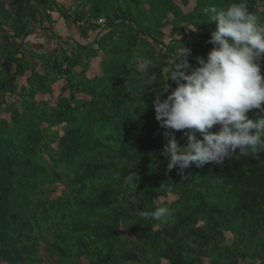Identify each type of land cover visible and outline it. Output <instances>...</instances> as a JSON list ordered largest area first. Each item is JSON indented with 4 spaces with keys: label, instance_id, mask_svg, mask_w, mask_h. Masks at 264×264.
<instances>
[{
    "label": "trees",
    "instance_id": "trees-1",
    "mask_svg": "<svg viewBox=\"0 0 264 264\" xmlns=\"http://www.w3.org/2000/svg\"><path fill=\"white\" fill-rule=\"evenodd\" d=\"M68 1L0 0V264H264V152L168 170L153 107L180 48L193 69L212 49L216 25L202 10L232 0H196L188 12L173 0ZM247 4L264 21V0ZM59 16L78 29L70 44L55 32ZM38 28L41 50L30 44ZM96 58L100 73L88 76ZM59 80L54 105L38 100ZM167 83L161 98L177 87ZM163 206L174 222L133 215Z\"/></svg>",
    "mask_w": 264,
    "mask_h": 264
},
{
    "label": "clouds",
    "instance_id": "clouds-1",
    "mask_svg": "<svg viewBox=\"0 0 264 264\" xmlns=\"http://www.w3.org/2000/svg\"><path fill=\"white\" fill-rule=\"evenodd\" d=\"M202 14L216 25L208 40L212 49L206 58H196L198 66L193 69L188 60L191 49L183 46L169 64L166 85L153 101L155 118L167 141L161 155L168 162L167 169L177 168L180 174L193 165L223 164L237 152L244 157L264 152V116L248 115L252 109L264 111V21L249 10L247 0H232L226 8L206 7ZM152 67L153 60L144 58L139 71L149 73ZM169 79L177 87L161 98L170 87ZM155 81L150 78L147 84ZM214 126H219L217 131H212ZM177 132L186 138L183 145ZM135 179L131 172L125 186L133 187ZM133 215L171 223L175 209H136Z\"/></svg>",
    "mask_w": 264,
    "mask_h": 264
},
{
    "label": "rangeland",
    "instance_id": "rangeland-1",
    "mask_svg": "<svg viewBox=\"0 0 264 264\" xmlns=\"http://www.w3.org/2000/svg\"><path fill=\"white\" fill-rule=\"evenodd\" d=\"M58 2H62L64 4H67L69 5L70 2L68 0H57ZM175 3H177L185 12H188L189 10H192L196 4V0H173ZM85 6H83V9L82 10H86L88 8V5L86 6V3L84 4ZM145 8H148V5L145 4L144 5ZM54 17H56L57 15L54 13L53 14ZM64 25H66L67 27L65 28ZM70 27V28H69ZM72 27H75V25H73L72 23H70L69 25H67L66 21L64 18H61L60 16L57 17V21L55 23V32L61 36V38L63 40L66 41L65 45L70 44L72 42V38H78L79 36L78 35H75L76 32L75 31H72L71 29H74ZM76 28V27H75ZM163 32L165 33V37H164V42L165 43H169L170 40H171V36H170V32H171V27L169 25H165L163 28H162ZM36 36H31L30 39H31V42L30 44L32 46L35 47V49L37 50H41L43 48H45V46L47 44H49V40L46 38L47 35L45 34L44 35V30H40L38 28V30L36 31ZM96 36L95 33H93V35L91 34V39H94V37ZM89 37V38H90ZM29 38L25 39L24 42H29L27 40H30ZM20 40H18V43L20 44ZM182 48H180L181 50ZM179 50V51H180ZM100 73V67H99V58H96L92 61L91 63V68L90 70H88L87 72V75L88 76H92L94 74H99ZM63 83L64 81L63 80H59L57 82H55L54 84L51 85V89H52V92L50 94H38L37 95V98L38 100H44L46 101L49 105H54L55 102H56V99L58 97V95L61 93V88L63 86ZM18 84L19 85H25L27 86V81H26V76L24 77H20L18 79ZM67 93V92H66ZM65 93V94H66ZM78 97L79 98H86V96H84L83 94H78ZM9 103H12L16 100H18V97H12V98H7ZM0 116L1 117H6V118H9V114L8 113H5V112H0ZM216 129L218 130V127L219 126H215ZM63 186H60V188H62ZM60 192V190L56 191V192H53L52 193V197L55 198L57 196V194ZM44 234H46L47 236H51L52 235V229H45L43 231ZM128 236H130L131 238L133 237L132 235H130L128 232L126 233ZM42 254L44 255L45 254V251H41ZM209 260H205V264H209L208 262Z\"/></svg>",
    "mask_w": 264,
    "mask_h": 264
},
{
    "label": "crops",
    "instance_id": "crops-1",
    "mask_svg": "<svg viewBox=\"0 0 264 264\" xmlns=\"http://www.w3.org/2000/svg\"><path fill=\"white\" fill-rule=\"evenodd\" d=\"M64 27L66 28L67 26H66V25H64ZM69 28H70V27H69ZM72 28H74V29H71V30L76 32V34H75V35H78V29H77V28H75V27H72Z\"/></svg>",
    "mask_w": 264,
    "mask_h": 264
},
{
    "label": "built area",
    "instance_id": "built-area-1",
    "mask_svg": "<svg viewBox=\"0 0 264 264\" xmlns=\"http://www.w3.org/2000/svg\"><path fill=\"white\" fill-rule=\"evenodd\" d=\"M99 23H101V24H105V23H106V20H105L104 18L99 19Z\"/></svg>",
    "mask_w": 264,
    "mask_h": 264
}]
</instances>
